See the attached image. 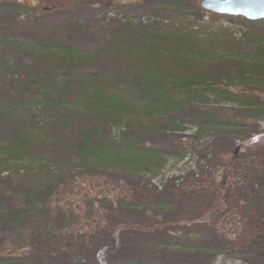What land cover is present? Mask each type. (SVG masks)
Segmentation results:
<instances>
[{
	"label": "rangeland",
	"instance_id": "obj_1",
	"mask_svg": "<svg viewBox=\"0 0 264 264\" xmlns=\"http://www.w3.org/2000/svg\"><path fill=\"white\" fill-rule=\"evenodd\" d=\"M108 1L111 3L103 6L98 0H0V9L12 5L15 10L0 13V40L14 45L11 55L6 53L7 60H17L20 65L18 68L16 63L15 74L26 71L24 63L32 65L38 57L27 49L30 45L47 41L58 45L62 37L63 42L67 39L78 48L96 49L97 39L71 38L76 29L73 22L81 20L111 30L105 25L113 20L131 29H159L155 31L160 34L188 32L199 45L206 40L223 44L229 36L234 44L231 64L245 65V76L230 67L233 82L223 79L230 75L217 79L221 85L233 83L231 89L211 86L182 91L163 81L167 82L161 87L167 93L165 100L174 103L163 114L169 126L163 125L166 132L161 136L139 139L112 125L104 129L99 136L101 145L114 148L122 142L134 154L149 151L151 155L149 163L122 173L128 174L126 182L107 186L110 177L97 179L88 172L95 169L93 164L76 168V163H70L73 167L67 169L75 170L70 178L68 172L49 166L50 158L43 150L35 151L39 161L35 164L24 161L23 156L10 154L7 158L0 152V208L25 207L21 213L19 207L17 214L20 238L15 243L7 241L0 263L13 259L17 264H94L93 252L105 241L106 230L123 221L134 226L135 232L125 236L122 257L115 264H264V21L229 16L199 19L191 13L180 15L142 5L151 0ZM201 2L198 0L199 6ZM226 48H213L201 65H215L217 59L229 56ZM108 70L113 68L108 66ZM55 75L53 80L59 81V72ZM33 82V90L28 83L26 88L35 97L33 112L42 123L45 119L39 115L38 101L45 93L37 91ZM50 93L53 101L57 99L59 86ZM19 172L32 180L26 185L3 184L4 178L17 179ZM39 175L45 178L34 181ZM215 182L220 196L228 198L223 216L217 218L218 213L215 223L213 219L200 222L217 197ZM45 216L51 219L49 223ZM64 223L72 243H61L68 244L59 250L55 239L53 246H44L48 238L41 233L58 234ZM253 226L262 229L259 240ZM14 228L5 231L11 234ZM21 235L29 239L27 244ZM68 246L74 251H66ZM78 247L80 252L74 253Z\"/></svg>",
	"mask_w": 264,
	"mask_h": 264
},
{
	"label": "trees",
	"instance_id": "obj_2",
	"mask_svg": "<svg viewBox=\"0 0 264 264\" xmlns=\"http://www.w3.org/2000/svg\"><path fill=\"white\" fill-rule=\"evenodd\" d=\"M98 3L108 6L111 2L98 0ZM142 5L160 11L178 12L180 15L191 13L197 15L199 19L205 16L222 17L203 11L198 5V0H151L144 1ZM2 9L0 13L15 11L12 5ZM82 9L81 6L80 11ZM73 23L76 29L74 34L71 32L70 35L73 34L71 38L80 39L84 36L91 41L97 39L96 49L78 48L70 42L67 43V39L63 42L62 37H59L58 45H53L51 41L32 44L27 49L38 57L33 59L32 65L24 63L25 68L28 69L16 74L14 71H17L15 66L17 60L16 62L7 60L14 45L8 42L9 40H0V152L7 154V158L10 154L23 156L24 161L35 164L39 162L34 158L38 157L35 151L41 153L43 150L50 158L49 166L54 165L52 167L58 172L59 169L68 172L70 178L74 177L71 175L75 171L67 169L73 167L70 163H76V168H85L93 164L95 169L88 172L97 179L108 180L110 177L107 186L114 181L126 182L125 176L128 174L122 173L149 163L151 155L149 151L142 155L134 154L131 152V147H124L122 142L114 148L101 145L102 139L99 136L104 129L112 125L123 132L137 135L139 139L154 138L152 136L157 134L161 136L166 132L162 129L163 125L169 126L163 114L170 109L173 102V99L165 100L167 93L161 87L167 82L162 84L163 81H169L172 88L182 91L211 86L231 89L233 83L221 85L217 79L222 75H230L223 79L233 82L230 67L236 68L234 71L245 76L243 73L245 65L239 63L235 67L231 64L234 44L232 39H227L229 36L224 39L223 44H218L217 40L216 42L206 40L204 45H199L196 38L188 32L162 31V35L155 31L159 29L152 28L149 31L143 28L131 29L113 20L109 21L108 26L105 25L108 28L111 26V30L97 29V26L81 20ZM224 46L227 47L226 53L229 56L217 59L215 65L211 63L206 66L201 65V60L208 59L207 56L213 53L211 51L213 48L219 50ZM20 59L23 63L24 59ZM51 59V62H46ZM17 66L19 68V63ZM108 66L113 70H108ZM30 72H32L31 76H29ZM57 72H59V81L53 80ZM61 73L63 75H60ZM31 80H34L33 85L37 87V91L43 90L45 93L38 101L39 115L45 119L42 123H39L33 112L32 102L35 97L29 95L31 90L26 88L28 83L30 89H34ZM57 86H59V97L55 100L59 102L53 101L50 93V90ZM66 95L71 96V99L64 100ZM204 124L219 128L218 124ZM222 125L227 127L225 124ZM48 175L51 176L49 173ZM16 177L17 179L14 177L12 181L10 178H4L2 182L6 186L18 183L26 185L32 180L24 172H19ZM43 178L45 177L41 175L34 176V181ZM213 185L217 197L209 204L204 215L205 219L200 222L206 223L210 219H213L214 223L217 222L218 220H214L215 216L218 213L217 218L223 216V205L228 202V198L223 199L220 196L216 182ZM50 195L53 196V193L50 192ZM26 196L25 192L23 199ZM139 198L137 199L141 201ZM16 207L13 209L10 205L8 210L0 208V216H2L0 219L4 221L0 222V253L7 241L12 240V243L15 238H20L17 214L25 207L21 205ZM45 217L44 221L49 223L51 219L49 216ZM67 226L62 225L63 228H59L58 234L53 235L49 231L41 233L48 238L43 245L51 247L55 239H58L59 250L60 247H67L68 243H72L71 234L64 231ZM8 227H15L11 230V234L5 231ZM253 229L257 231L255 238L259 240L257 236L262 229L255 226ZM133 232L135 227L123 221H118L109 227L105 232V241L93 252V263L115 264L122 257L125 236ZM28 240L26 236L21 235L22 242L27 244ZM65 241L68 243L61 246L60 244ZM254 242L259 243V241ZM68 248L66 251H74V247L68 246ZM78 252H80L79 247L74 253ZM0 258L3 260L1 255ZM4 261L0 264H17L13 259Z\"/></svg>",
	"mask_w": 264,
	"mask_h": 264
},
{
	"label": "water",
	"instance_id": "obj_3",
	"mask_svg": "<svg viewBox=\"0 0 264 264\" xmlns=\"http://www.w3.org/2000/svg\"><path fill=\"white\" fill-rule=\"evenodd\" d=\"M200 7L219 16L244 18L251 22L264 21V0H202Z\"/></svg>",
	"mask_w": 264,
	"mask_h": 264
}]
</instances>
